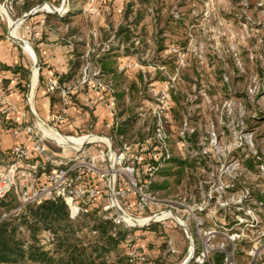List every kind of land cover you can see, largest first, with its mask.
Segmentation results:
<instances>
[{"label": "rangeland", "instance_id": "1", "mask_svg": "<svg viewBox=\"0 0 264 264\" xmlns=\"http://www.w3.org/2000/svg\"><path fill=\"white\" fill-rule=\"evenodd\" d=\"M42 1L58 6L61 0H26L15 6L16 15ZM85 2L67 0V5L80 13ZM93 2L98 15L79 17L77 22L99 26V35L89 37L92 59L101 46L97 42L110 40L108 51L97 60L103 70L113 72L105 79L115 89L117 125L102 128L111 135L122 132L133 152L148 159L164 154L155 126L162 123L161 143L169 156L159 159L150 187L172 205L175 217L185 221L193 250L174 218L139 229L118 226L117 231L123 230L139 249L144 247L146 264H179L188 253L192 256L187 264H201L197 255L204 238L210 249L203 263L213 264L214 256L222 254L218 264H264V0ZM4 26L0 23L3 35ZM118 28L123 30L118 33ZM3 35L0 39L5 40ZM13 46L16 64L0 61V72L9 77L3 79L0 92L4 99L10 95L21 104L33 62ZM12 74L22 92L16 97L10 93ZM36 77L38 88L37 72ZM38 98L32 96L34 107ZM73 103L79 112L69 113V122L77 123L78 134L89 131V107L74 97ZM14 114L0 113V164L15 140L8 128ZM46 119L49 125L55 123ZM29 122L36 126L32 118ZM54 126L63 134L74 133L66 125ZM5 198L15 201L12 195ZM78 220L84 226L76 231L77 242L92 245L98 237L89 229L99 221L97 208ZM20 231L24 234L22 227ZM123 244L121 240L116 248L123 252Z\"/></svg>", "mask_w": 264, "mask_h": 264}, {"label": "built area", "instance_id": "2", "mask_svg": "<svg viewBox=\"0 0 264 264\" xmlns=\"http://www.w3.org/2000/svg\"><path fill=\"white\" fill-rule=\"evenodd\" d=\"M25 1L2 0L0 2V23H5L9 27V18L15 22L22 15L35 10L54 13L58 16H63L68 10L67 6L65 9L59 10L63 0L58 4L57 10L47 9L44 7L45 4H49L52 8L56 6L49 1H42L17 16L15 6L23 5ZM93 1L86 0L82 8L87 16L99 13ZM20 27H23L25 31L31 30L28 24H24V20L19 22L18 28ZM94 34L95 32H93ZM109 41L107 40L100 46L99 51L95 54L97 58H100L101 52L108 51ZM133 65L137 66V63H133ZM106 76L93 63L88 50L84 55V61L74 85L68 87L65 83L60 82L58 77L47 76L42 81L41 89L45 95L59 92L61 103L65 107L72 104L73 90L79 86L89 88L94 92V96L88 97L85 105L93 109L98 106L104 107L109 113L110 119L102 123V126L107 130H112L113 126L117 125V121L113 120L116 112L115 89L107 83ZM2 81L3 74L0 72V90ZM15 110V105L4 99L0 92V113L5 116L14 113ZM66 117L62 109L51 114L49 118L55 123L50 126L54 128H56L55 124L69 126L68 130L74 131V133L65 135L76 139L84 137L77 145L66 142L58 143L43 136L36 126L29 122L25 113H22L20 121L13 116L14 123H9L8 128L15 140L8 147V156L0 164V199L12 195L16 202L10 213H18L26 205L61 199L67 207L71 220H76L83 213L97 208L99 218L111 221L113 229L117 226L139 229L152 222L163 223L172 218L163 216L160 219H149L140 225L135 224L139 219L151 218L162 212L174 213L171 209L172 205L168 204L167 200L160 198L150 187L154 173L161 166L159 159L169 156L165 145L161 143L165 138L162 123H156L155 126L160 147L164 148V154L162 153L160 157L149 156L147 159L140 152L134 153L131 145L123 139L122 134L111 135L109 132H95L90 126H88L89 131L83 129L81 130L83 133L78 134L77 123H64ZM89 136H96V138L90 139ZM114 139L119 141L117 146H115ZM166 206L168 208H165ZM183 225L187 228L185 221ZM128 238L127 235L123 239V245L129 264H146L144 247L139 249L136 244L130 243ZM187 238L190 241L189 245L192 244L193 247L190 234ZM48 241V236L41 239L42 244ZM202 243L201 250L197 255V258L202 257L199 261L201 264L210 249L206 238ZM191 256L192 253H188L179 264H187Z\"/></svg>", "mask_w": 264, "mask_h": 264}, {"label": "trees", "instance_id": "3", "mask_svg": "<svg viewBox=\"0 0 264 264\" xmlns=\"http://www.w3.org/2000/svg\"><path fill=\"white\" fill-rule=\"evenodd\" d=\"M31 5L28 4L24 8ZM70 13L71 10L63 16L56 17L55 14H50V16L65 20L66 15ZM121 28L117 29L118 33L123 30ZM127 31L129 30H124L126 33ZM81 63L82 61H74L72 69H77ZM15 71H18V68ZM70 79L61 77L60 82H67ZM38 81L41 86L43 79L40 74ZM2 152L4 153V151ZM15 205V201H6V198L0 199V263L129 264L124 251L116 248L118 242L125 238V233L123 230L117 231L118 226L113 229L111 221L99 218V221L91 226L89 231H93L98 238L88 246L77 242L76 231L84 225L78 219L71 220L69 218L67 207L61 199L26 205L18 213H10ZM20 227L23 228L24 234H21ZM43 232H47L49 239L45 244L41 243V239L46 236L42 234ZM87 235L89 237V233ZM51 243L52 247L45 246ZM214 257L215 263L213 264L221 262L222 254Z\"/></svg>", "mask_w": 264, "mask_h": 264}, {"label": "crops", "instance_id": "4", "mask_svg": "<svg viewBox=\"0 0 264 264\" xmlns=\"http://www.w3.org/2000/svg\"><path fill=\"white\" fill-rule=\"evenodd\" d=\"M30 7L22 9L21 12L18 13V15H20L24 11H27ZM67 8H68L67 11L71 10V13L66 15L65 20L57 19L56 17L58 15L56 14H55L56 17H51L50 14H54V13H43L38 11L31 14L24 20V24H28L29 27H31L30 31H25L24 28L22 27V29H20V32H17L18 26L14 29V31L16 37L20 36L21 38L26 39L29 42V44L35 49L39 58V69L38 72L37 71L36 72L38 76L40 74L41 79L44 80L47 76H56L58 77L59 81L61 77L64 79L71 78L67 82H62L65 83L66 86L71 87L72 85H74V83L78 78L77 75H79L80 67L83 64L84 55L89 50V37L95 39L96 36L99 35V26L92 25L89 28V24L85 23V25H83L82 23H78L77 18L84 17V19L87 20L89 16H87L82 10H80L79 13V12H75L72 8L70 9L68 5ZM8 25H9V33H10L11 26L9 21H8ZM3 28L5 32L4 35L0 27L1 30L0 35H3L5 37V40L0 39V61L9 62L10 60H12V62L16 64L17 59L16 56H14L15 53H11L12 52L11 46L14 45L13 47L16 48L15 43L8 40L6 36V33L8 32L7 25L4 26ZM93 32H95L94 35ZM105 42L106 40H100L97 42V44L98 45L100 44L102 46ZM20 48L23 50L21 46ZM76 60L79 62L82 61L81 66L78 67L77 69H72V64ZM91 60L95 65H97L101 69V71L105 75L109 77L113 75L112 71L103 70L101 63L98 62L97 59L91 58ZM17 64L21 65V63L19 62ZM21 67H23V65ZM33 68L34 67L32 66L29 74V82L27 83L28 89H32V91H29L28 93V89H27L26 92L27 94L25 93V95H23V97L26 96L25 97L26 100L20 104V101L18 99L15 100L13 96L11 98L10 95H7L8 97H6L7 101L15 105L16 110L14 112L15 113L14 117L17 118L18 121L21 120L22 113H25L27 117L31 120L32 116L29 112V108L26 109V106L28 107V104L30 105V108L33 109L36 116H38L44 122L45 120L47 121L46 118H48L51 114L58 112L61 109L62 111L65 112L66 116L69 115V113L79 112L78 110L79 108L75 107L74 103L73 105L71 104L70 106H65V107H63L62 105L60 106L59 104L61 102V97L59 92L56 91L53 94H50L52 97L56 96V99H58V100H52L53 102H51L50 100L51 96L45 95L40 85L38 86V88L35 87V85H33L34 87L31 88L30 81H31V71ZM2 71L5 72L4 70ZM13 74H17V73H13ZM13 74L11 75L9 81V84L13 87L12 88L13 92L10 93L14 95V97H16L17 95L22 94V92H20V90L16 87L15 84L18 83V81H16L17 75H13ZM7 76L8 75L6 76L3 75V79L9 78ZM20 81L21 80H19V82ZM34 83L36 84V82ZM36 94L37 97L40 96L41 98L40 99L38 98L39 104L36 103L34 107L32 102V96L33 95L36 96ZM92 96H94V92H92L89 88L84 86H79L78 88L73 90V94H72V98L74 97L76 100H78L79 104H83L84 106H86L85 102L87 98ZM9 98H11L12 100ZM53 108H56V110L50 113V109ZM85 114H86L85 116L89 115V123H90L89 126L92 128V131L101 132V133L108 132L106 129L102 128L103 127L102 123L110 119V115L104 107L98 106L95 109L89 108V113L85 112ZM64 123H70L68 117H66V121H64ZM66 127L69 128V126L67 125Z\"/></svg>", "mask_w": 264, "mask_h": 264}, {"label": "bare ground", "instance_id": "5", "mask_svg": "<svg viewBox=\"0 0 264 264\" xmlns=\"http://www.w3.org/2000/svg\"><path fill=\"white\" fill-rule=\"evenodd\" d=\"M67 6V1L66 0H63L60 8L59 6H56L55 8H52L49 4H45L44 7H46L47 9L49 10H57L59 8L60 9H65ZM9 23H10V26H11V29H10V34L15 36V31L14 29L18 26L19 22L21 21V19L17 20V21H12L11 18L8 19ZM16 37V36H15ZM23 48V50L27 53V55L32 59V61L34 60L35 56H34V53L31 49V46L28 44V45H25L24 47L21 46ZM36 68L34 67L32 69V72H31V82H30V85H31V88L33 87L34 85V82L36 80ZM31 91V89H30ZM35 120V124H36V127L38 128V130L42 133L43 136L55 141V142H58V143H62V142H66L68 144H78L81 140L84 139L83 136L79 137V138H71V137H68L67 135L65 134H62L60 133L56 128L52 127V126H49V124H45V123H42L40 120H38L37 118H34ZM88 138L90 139H93V138H96V136H89ZM106 140V139H105ZM163 216H171L172 218H174L176 221H178L177 223H181L183 224L184 223V220L181 221L179 218L175 217L174 214L170 211H166V212H162L158 215H155V216H152L151 218H144V219H139L135 222V224H143L144 221H147L149 219H160L161 217ZM191 247V249L193 250V247H192V244H190L189 248ZM191 249H190V252H191Z\"/></svg>", "mask_w": 264, "mask_h": 264}, {"label": "water", "instance_id": "6", "mask_svg": "<svg viewBox=\"0 0 264 264\" xmlns=\"http://www.w3.org/2000/svg\"><path fill=\"white\" fill-rule=\"evenodd\" d=\"M66 1H67V0H66ZM35 12H37V10H35V11H30V12H28L27 14L22 15L21 18H20L21 21H22V20H25L28 16H30L31 14H33V13H35ZM7 38H8V40H10V41L14 42L15 44H17L19 47H20V46H23V47H24L25 45H28V44H29V42H27L26 40L22 39L21 37H15V36L11 35V34L9 33V27H8V32H7ZM29 45H30V44H29ZM30 46H31V45H30ZM31 49H32V51H33V53H34V56H35V58H34V60H33V64H32V66L35 67L36 70H37V72H38V69H39V58H38V55H37L35 49H34L32 46H31ZM29 91H30V89H28V93H29ZM28 108H29V112H30V114H31L33 120H34V118H37V119L40 120L42 123H45V124H46V122H44V121L41 120L38 116H36V114L34 113L33 109L30 108V105H29V104H28ZM34 123H35V120H34ZM49 126H50V125H49ZM178 224L184 229L186 236H189V231L187 230V228L185 227V225H183V224H181V223H178ZM188 258H189V256L187 257V259H188Z\"/></svg>", "mask_w": 264, "mask_h": 264}]
</instances>
